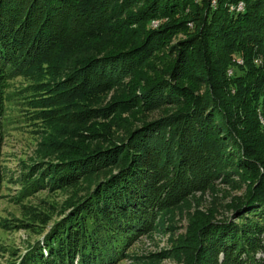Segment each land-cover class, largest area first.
Returning a JSON list of instances; mask_svg holds the SVG:
<instances>
[{
	"label": "rangeland",
	"instance_id": "1",
	"mask_svg": "<svg viewBox=\"0 0 264 264\" xmlns=\"http://www.w3.org/2000/svg\"><path fill=\"white\" fill-rule=\"evenodd\" d=\"M80 1L90 5L94 0ZM199 1L192 0L190 4L173 7L167 14L160 12L147 18L141 10L148 0H108L99 19L97 6L92 7L93 21L83 32L89 33V39L78 45L73 42L74 46L68 49L73 52L65 55L66 59L56 57V51L48 48L45 55L27 66L0 62V264H20L22 254L37 239L41 240L53 221L70 212L73 203L87 196L96 182L117 172L116 166L107 165L95 176L55 186L41 180L51 167L78 166L94 156L101 158V152L123 137L129 125L134 129L169 116L174 106L156 101L159 91L163 95L167 91V84L183 92L204 94L207 84L169 76L177 57L185 50L184 44L190 43L201 29L204 8L198 10L192 5ZM214 4L215 0H209L210 6ZM239 7H243L240 1L228 9L241 11ZM65 24L67 27L71 23ZM97 26L101 31L95 30ZM160 29L169 30L162 43L155 47L156 36L151 44L147 43V35ZM60 37L63 38L62 32L57 38ZM210 47L218 51L214 42ZM87 56L103 60L89 70L93 78L89 77L96 84L90 88L82 84L87 87L81 89L77 79L68 80L66 86L71 85L72 94L51 96L64 88L53 83L77 70L76 64ZM252 56L251 62H245V57L234 55L224 77L241 76L249 66L259 65V54ZM109 75L113 79L105 85ZM161 84L163 88L158 89ZM59 102L61 107H57ZM226 104L224 118L228 129H224L226 133H217L224 141L222 154L228 152L230 157L219 155L215 173L208 170L204 177L194 173L187 181L179 182L183 189L177 186L173 188L176 191L166 192L164 202L150 207L142 225L139 222L133 226L130 222L129 232H122V228L100 230L98 234L108 232L110 237L107 235L106 242L95 243L93 248L86 247L84 264H225L218 249V230L211 221L229 227L228 222L239 225L245 221V215L251 217L245 211L237 217L239 212L233 203L243 200L247 188L254 187L259 176L264 177L263 166L249 152L247 155L246 148L240 147L242 141L248 151L252 146L264 147L258 126L254 125L260 124L264 132V109L246 99L228 100ZM227 131L233 134L238 146L230 142ZM211 147L206 150L213 157L211 150L216 146ZM252 164L258 168L257 174ZM162 168L152 178L149 175L156 186L162 182L164 185L163 179L170 176L169 170ZM135 179L136 191L128 189L130 185L117 191L120 198L124 197L119 202L141 197L146 189L140 184L142 176ZM153 187L158 195L160 188ZM263 188L264 185L259 191L264 192ZM93 220L97 223L90 218L87 224ZM256 255L264 256V252L257 251Z\"/></svg>",
	"mask_w": 264,
	"mask_h": 264
},
{
	"label": "trees",
	"instance_id": "2",
	"mask_svg": "<svg viewBox=\"0 0 264 264\" xmlns=\"http://www.w3.org/2000/svg\"><path fill=\"white\" fill-rule=\"evenodd\" d=\"M107 1L94 0L87 5L86 1L80 0H0V62H10L19 67L23 64L27 66L45 55L44 51L48 48L56 51V57L58 55L66 59L64 56L73 52L68 50L74 46L73 42L78 45L89 39V33L83 32L93 21L95 13L91 12L92 7L97 6L95 8L99 19ZM238 1L243 5L241 11L228 9V6H235ZM191 2L192 0H148L141 11L146 17L160 12L167 14L173 7H181ZM192 5L198 10L204 8L201 29L193 35L190 43L184 44L185 50L177 57L169 76L174 80L188 79L207 84L204 94L183 92L171 83L170 86L167 84V91L164 95L159 91L162 98L159 96L156 101L174 106L169 116L147 125L142 123L134 129L129 125L124 138L121 136L118 141L110 144L107 150L101 152L102 159L94 156L90 161L78 166L62 164L59 167H51L45 174V179L41 180H47L48 184L55 186L69 185L80 177L85 179L92 174L95 176L107 165L116 166L117 172L96 182L94 189L87 196L78 203H73L70 212L53 221L51 228L42 236V242L37 239L22 254V264H84L86 254L83 251L86 247L91 245L90 248H93L95 243L106 242L107 235L110 237L108 232H104L103 236L98 234L100 230L103 232L122 228V232H129L130 222L133 226L139 222V225H142L150 207L164 202L166 192L176 191L173 188L177 186V189H183L182 183L179 182L188 180V176L197 172L200 177H204L203 174L208 170V173H215L213 170L219 155L230 157L228 152L222 154L224 141L222 142L223 137L217 133L228 129L224 118L228 100L246 99L250 103H258L264 109V0H215L213 7L209 5V0H200ZM98 11H101L100 14ZM66 21L73 24H68L67 28ZM95 30L101 31V28L97 26ZM168 31H151L145 39L151 44L156 36L154 43H157V47ZM61 32L63 38H57ZM212 42L215 43L217 52L210 47ZM65 45L67 47H64ZM62 49L67 51L62 53ZM254 53L260 56L259 65L249 66L241 76L224 77V71L230 65V58L240 55L247 59L245 62H251ZM185 58L188 61L184 62ZM96 59L84 57L76 64L77 70L53 83L62 84L65 89L62 88V91L59 90V93L51 96L72 94L74 89L71 85H66L73 79H77V86H81V89L96 84L92 80L93 75L89 74L96 62L103 61ZM112 79L109 75L103 83L107 85ZM82 84L87 86L83 87ZM157 87L163 88L162 84ZM231 90L233 92L229 94ZM62 99L60 97L58 100ZM59 103L57 107L62 106V102ZM254 125L258 126L264 142V132L260 124ZM227 133L230 142L238 146L233 134L228 131ZM248 140L251 141L249 137ZM242 142L240 147L246 148L247 155L249 152L259 166H263L264 173V147L252 146L248 151L247 144ZM211 145L216 146L211 150L213 157L209 156ZM253 166L252 169L257 174L258 168ZM161 168L169 170L171 177L163 179L166 184L163 185L162 182L156 186L151 178ZM138 175L142 176L140 184L146 188L141 197L119 202V199L124 197L120 198L117 191L125 185H130L128 189L136 191L138 181L135 178ZM153 185L160 188L158 195L152 191ZM262 185L264 177L261 175L254 187L247 188L248 193L244 195L243 200L234 201L233 207L239 212L237 217L242 211L251 214V217L245 215V221L240 223L241 225L228 222L229 227H226L218 221H211L218 230V249L223 253L225 264H264V256L256 255L257 251L264 252V192L259 191ZM90 218H95L97 223L93 220L87 224ZM113 236L116 238L117 235ZM97 263L99 262L94 264Z\"/></svg>",
	"mask_w": 264,
	"mask_h": 264
},
{
	"label": "bare ground",
	"instance_id": "3",
	"mask_svg": "<svg viewBox=\"0 0 264 264\" xmlns=\"http://www.w3.org/2000/svg\"><path fill=\"white\" fill-rule=\"evenodd\" d=\"M240 9H242L241 7H239Z\"/></svg>",
	"mask_w": 264,
	"mask_h": 264
},
{
	"label": "built area",
	"instance_id": "4",
	"mask_svg": "<svg viewBox=\"0 0 264 264\" xmlns=\"http://www.w3.org/2000/svg\"><path fill=\"white\" fill-rule=\"evenodd\" d=\"M238 9H240V8H238ZM230 10H232V9H230Z\"/></svg>",
	"mask_w": 264,
	"mask_h": 264
}]
</instances>
